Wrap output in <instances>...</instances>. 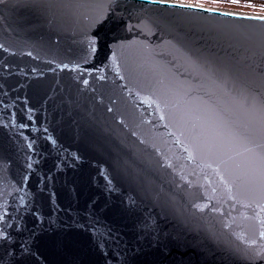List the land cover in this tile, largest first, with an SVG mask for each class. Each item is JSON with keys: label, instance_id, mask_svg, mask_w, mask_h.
Here are the masks:
<instances>
[{"label": "water", "instance_id": "obj_1", "mask_svg": "<svg viewBox=\"0 0 264 264\" xmlns=\"http://www.w3.org/2000/svg\"><path fill=\"white\" fill-rule=\"evenodd\" d=\"M174 4L0 0V264H264V15Z\"/></svg>", "mask_w": 264, "mask_h": 264}, {"label": "rangeland", "instance_id": "obj_2", "mask_svg": "<svg viewBox=\"0 0 264 264\" xmlns=\"http://www.w3.org/2000/svg\"><path fill=\"white\" fill-rule=\"evenodd\" d=\"M172 1V0H170ZM178 2H187L191 4H198L201 6H208L215 9L230 10L235 12L252 13L257 15H264V1L261 0H174Z\"/></svg>", "mask_w": 264, "mask_h": 264}, {"label": "snow or ice", "instance_id": "obj_3", "mask_svg": "<svg viewBox=\"0 0 264 264\" xmlns=\"http://www.w3.org/2000/svg\"><path fill=\"white\" fill-rule=\"evenodd\" d=\"M233 2H235V0H233ZM172 7H189V8H191V7H193V5H191V4H178V5H171ZM223 14H227V13H223ZM256 255L257 256H261V255H264V250H262L261 252H258V253H256Z\"/></svg>", "mask_w": 264, "mask_h": 264}]
</instances>
